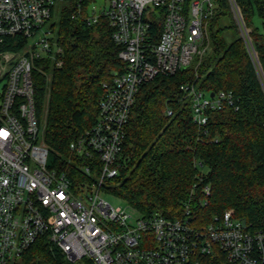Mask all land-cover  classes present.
Returning <instances> with one entry per match:
<instances>
[{
    "label": "built area",
    "instance_id": "built-area-1",
    "mask_svg": "<svg viewBox=\"0 0 264 264\" xmlns=\"http://www.w3.org/2000/svg\"><path fill=\"white\" fill-rule=\"evenodd\" d=\"M92 1L76 5L71 17L87 25L104 19L123 68L102 83L93 123L67 144L77 158H86L81 166L86 179L71 187L67 172L49 163L33 96L34 61L60 64L61 47L46 24L58 0H0V264H14L39 239L69 263L198 264L199 257L221 254L227 264H264L263 233L249 230L231 209L193 226L202 217L188 201L178 216L167 218L112 206L100 195L117 174L124 125L139 85L199 59L215 0H106L99 6ZM226 3L264 91L237 2ZM179 88L191 121L202 129L211 110L233 105L228 90L210 95L192 82ZM201 191L206 195L208 187Z\"/></svg>",
    "mask_w": 264,
    "mask_h": 264
},
{
    "label": "trees",
    "instance_id": "trees-1",
    "mask_svg": "<svg viewBox=\"0 0 264 264\" xmlns=\"http://www.w3.org/2000/svg\"><path fill=\"white\" fill-rule=\"evenodd\" d=\"M88 1L58 0L49 24L61 47L60 64L37 59L32 68L41 140L50 165L67 172L71 187L86 179L81 168L86 158H77L67 144L93 123L102 83L123 68L104 19L87 25L71 17L76 5L83 8ZM215 2L199 59L139 85L124 125L117 174L106 181L104 192L124 199L138 213L157 211L167 218L178 216L188 201L201 224L231 209L249 230L264 235V91L226 0ZM236 2L264 79V33L253 21L254 16L264 18V0ZM183 82L205 91L228 90L233 105L211 110L205 129L199 128L179 88ZM204 186L208 193L203 196ZM14 264L80 263L66 262L55 246L39 239ZM198 264L227 263L218 254L199 257Z\"/></svg>",
    "mask_w": 264,
    "mask_h": 264
},
{
    "label": "rangeland",
    "instance_id": "rangeland-1",
    "mask_svg": "<svg viewBox=\"0 0 264 264\" xmlns=\"http://www.w3.org/2000/svg\"><path fill=\"white\" fill-rule=\"evenodd\" d=\"M105 2H106V0H93L92 1V3H94L96 6L102 5ZM58 7H59V5L57 4L55 6L54 13H52L51 18L47 21L46 24L50 23L52 20H55V17H56L57 11H58ZM253 21H254V24L261 30V32L264 33V18H259L257 16H254ZM200 171L203 172L204 167H201ZM100 195L106 202H108L112 206H120V207L128 208V205L124 199H122V198H120V197H118L112 193L101 191ZM191 224L193 226H199L201 224V222L198 219H194Z\"/></svg>",
    "mask_w": 264,
    "mask_h": 264
},
{
    "label": "water",
    "instance_id": "water-1",
    "mask_svg": "<svg viewBox=\"0 0 264 264\" xmlns=\"http://www.w3.org/2000/svg\"><path fill=\"white\" fill-rule=\"evenodd\" d=\"M209 94L211 95L212 94V91H210ZM241 223L244 224L245 221L244 220H241Z\"/></svg>",
    "mask_w": 264,
    "mask_h": 264
},
{
    "label": "snow or ice",
    "instance_id": "snow-or-ice-1",
    "mask_svg": "<svg viewBox=\"0 0 264 264\" xmlns=\"http://www.w3.org/2000/svg\"><path fill=\"white\" fill-rule=\"evenodd\" d=\"M0 135H3V133H0Z\"/></svg>",
    "mask_w": 264,
    "mask_h": 264
}]
</instances>
